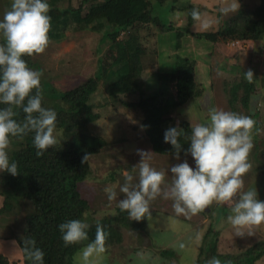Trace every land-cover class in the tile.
<instances>
[{
  "label": "rangeland",
  "instance_id": "obj_1",
  "mask_svg": "<svg viewBox=\"0 0 264 264\" xmlns=\"http://www.w3.org/2000/svg\"><path fill=\"white\" fill-rule=\"evenodd\" d=\"M95 1L85 0V5ZM230 2L231 0H177L167 1L161 6L152 4V14L157 16L162 25H170L174 29L167 30L160 26L155 28L153 25L141 28L140 41L145 50L141 58V78L145 96H149L155 92L153 89L158 81L173 84L178 56H189L194 60V79L198 89L203 88L202 95L191 98L183 107L171 110L168 116L172 122L168 127L176 126L181 120L189 122L191 126L204 123L210 108L237 112L253 119V146L247 156L250 168L242 174V190L256 188L258 198L264 200V39L254 43L239 42L231 47L232 41L224 45L212 44L204 39L191 38L184 30L187 26V5H192L199 11L202 7L205 9L200 12L201 19L194 20L189 28L191 32L201 33L214 31L219 25L222 26L224 14L219 9ZM258 2L242 0L246 9L255 8ZM11 3L12 0H0V17L9 10ZM66 4L63 2L64 6ZM71 4L77 6L78 0ZM61 5L54 3V7L59 8ZM105 29L107 26L98 31L84 29L81 25L68 26L63 32V38L50 40L45 51L35 55V66L32 69L41 72L40 81L44 85L46 96L51 91L64 92L75 88L110 66L114 53L109 49V43L102 39ZM125 35L126 33H121L120 37L124 38ZM248 69L253 71L255 89L249 96V107H242L240 103L231 105L228 93L231 89L227 84L245 80L243 71ZM237 92L240 97L242 92ZM136 99L135 95H130L127 99L112 100L102 85L91 97L93 111L99 118L87 126V131L105 139L106 144L98 154L89 157L88 176L78 185L80 196L88 204L84 219L81 220L90 225L105 219L107 224L120 232L121 240L109 247L108 255L105 254L103 258L100 253L99 256L94 253L88 264H196L200 250L205 244L207 247L214 238L217 241V253L230 255L244 252L264 240V223L246 226L241 229L243 234L237 235L226 218L232 205L215 200L207 205L208 211L204 208L195 214L178 215L172 208V200L161 194L150 201L151 215L139 220L141 228L132 230L115 222L114 218L119 210L118 199L123 196L119 193V185L124 183L123 174L130 172L134 176V182L138 179L137 163L140 155L137 150L146 151L150 165L165 171L162 190L171 183V174L166 170L171 164L177 163L173 156L157 155L151 151L141 127V111L122 103L124 100ZM46 102L49 105L55 103L51 97L46 98ZM62 133L61 130L54 131L59 143L64 140ZM184 158L181 156V159ZM187 159L191 165V157ZM113 185L116 186L118 196L109 201L104 189ZM3 199L0 196V208ZM20 203L16 201L13 208L7 210L8 213L0 215V253L10 264H24L16 243L3 239L10 234L21 236L24 232V218L30 211L25 205L29 201ZM206 233L209 234L208 237L205 236ZM143 236L148 238V243L143 240ZM181 243L183 247H180ZM161 251L164 252L161 254ZM75 264L83 262L76 260ZM255 264H264V256Z\"/></svg>",
  "mask_w": 264,
  "mask_h": 264
},
{
  "label": "trees",
  "instance_id": "obj_2",
  "mask_svg": "<svg viewBox=\"0 0 264 264\" xmlns=\"http://www.w3.org/2000/svg\"><path fill=\"white\" fill-rule=\"evenodd\" d=\"M76 0H48L51 17L49 41L54 38H63V32L68 26H79L84 29L98 31L107 26L102 34V39L109 43V49L114 53V59L110 66L96 76L89 77L79 86L64 92L51 91L45 94V88L40 81L43 93L42 106L53 108L56 113V129L61 130L64 140L58 141L37 156V149L32 144L33 134L28 133L22 138L12 137L7 147L10 161L17 163V175L0 173V196L3 204L0 215L13 208L16 201L30 210L24 218V232L21 236L10 234L3 239L13 240L22 254L24 264H31L26 257L27 239H33L35 246L44 252V264H75L76 260L85 261L81 256L82 249L95 238L96 225L99 223L107 233L105 250L100 253L101 258L108 255L109 247L120 243V232L115 227L107 224L105 219L92 223L87 229L88 239L65 245L61 239V233L57 225L70 219H84V213L88 204L79 193L78 185L83 182L89 173V157L96 155L105 146L106 141L102 137L90 134L87 126L96 121L99 116L93 111L91 97L96 93L100 85L112 100L128 98L130 95L137 97L134 101L124 100V106L136 108L142 113L141 127L144 130V138L148 141L154 154L173 156L170 144L163 142V133L172 119L169 113L173 109L183 107L191 98L200 97L203 88L198 89L195 82V64L189 56H178L174 66L173 84L166 81H158L153 92L145 96L144 83L142 81L141 58L145 50L140 41L141 28L153 25L173 30L172 26L162 25L157 16L152 13V4L161 6L167 1L177 0H101L89 2L78 0L77 6L71 2ZM87 1V0H86ZM255 8L246 9L242 0L240 7L235 11L224 14L222 26L210 32L194 33L190 31L193 18L190 12L194 7L187 5V26L185 34L204 39L212 44L224 45L229 41L257 42L264 39V0H258ZM61 6L54 7V3ZM63 2L67 4L64 6ZM198 9V8H195ZM199 10V9H198ZM202 10H205L202 7ZM201 10V11H202ZM200 11V12H201ZM203 12V11H202ZM106 28V27H105ZM121 33H126L124 38ZM3 40L0 38V43ZM264 51V47L262 49ZM213 52V49H212ZM211 52V53H212ZM31 56L25 55L28 66L33 68L35 61ZM244 76V75H243ZM229 83V82H228ZM227 84L231 91L229 102L231 105L240 103L242 107H249V96L254 92V80H241ZM242 94L238 97V92ZM52 95V96H50ZM51 97L54 104L49 105L46 98ZM6 105L0 104V107ZM18 113L17 120H23V112L14 108ZM252 116V114H251ZM172 118V117H171ZM184 128L185 134H190L191 125L185 120L178 122ZM183 147L186 148L188 141L179 138ZM87 159L82 163L85 154ZM181 156H184L181 153ZM117 224L130 229L141 228L140 221L131 220L127 211L118 210L114 218ZM109 223V222H108ZM209 236L208 233L205 234ZM217 241L214 238L207 247L200 250L196 264H206L211 257H217L223 262L230 264H255L264 256V240L237 255L218 254ZM164 251H161V254ZM97 253L96 255H98ZM99 256V255H98ZM93 259L91 256L88 261ZM0 264H10L9 260L0 253ZM88 264V262H87Z\"/></svg>",
  "mask_w": 264,
  "mask_h": 264
},
{
  "label": "clouds",
  "instance_id": "obj_3",
  "mask_svg": "<svg viewBox=\"0 0 264 264\" xmlns=\"http://www.w3.org/2000/svg\"><path fill=\"white\" fill-rule=\"evenodd\" d=\"M49 7L48 0H12L9 10L0 17V38L3 40L0 43V104L6 105L0 107V173L6 171L13 176L18 173L16 161H10L6 150L10 138L32 133L37 156L57 142L54 135L57 113L41 103V72L30 68L23 58L44 52L49 44ZM239 7V0H231L219 11L227 13ZM190 15L193 20L201 19L198 9H192ZM243 75L249 82L254 78L251 69L243 71ZM14 108L23 112V120L14 118L18 114ZM254 123L249 116L210 108L206 122L193 124L190 134H185L179 125L166 128L163 142L171 145L177 161L166 170L171 174V183L162 190L165 171L152 167L146 151L137 150L140 155L138 179L134 182L132 173L123 174L124 183L119 185V193L123 194L118 199L119 209L126 210L132 220L139 221L151 215L150 201L162 194L172 200V208L178 215L195 214L213 200L229 202L232 207L226 218L237 235H242L241 229L246 226L264 223V200L258 198L257 189L242 190V174L250 168L247 156L253 146ZM181 137L188 141L186 148L180 142ZM104 191L109 201L117 199L115 185ZM88 228L89 224L80 219L57 225L65 245L87 240ZM106 236L103 226L97 223L95 238L81 251L85 264L94 253L105 250ZM24 243L31 264H44V252L35 246V241L27 239ZM183 246L181 243L180 247ZM206 264H222V261L211 257Z\"/></svg>",
  "mask_w": 264,
  "mask_h": 264
},
{
  "label": "built area",
  "instance_id": "obj_4",
  "mask_svg": "<svg viewBox=\"0 0 264 264\" xmlns=\"http://www.w3.org/2000/svg\"><path fill=\"white\" fill-rule=\"evenodd\" d=\"M238 43H239L238 41H232V42L230 43V45H231V47H234V46H236Z\"/></svg>",
  "mask_w": 264,
  "mask_h": 264
},
{
  "label": "water",
  "instance_id": "obj_5",
  "mask_svg": "<svg viewBox=\"0 0 264 264\" xmlns=\"http://www.w3.org/2000/svg\"><path fill=\"white\" fill-rule=\"evenodd\" d=\"M205 209L208 211V208H207V206L205 207ZM143 240H144L146 243H148V242H149L148 238H147V237H145V236H143Z\"/></svg>",
  "mask_w": 264,
  "mask_h": 264
}]
</instances>
